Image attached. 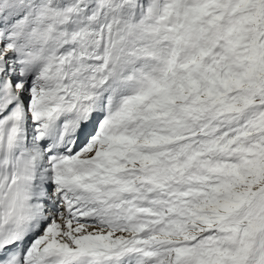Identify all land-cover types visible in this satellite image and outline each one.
<instances>
[{"label": "snow or ice", "instance_id": "obj_1", "mask_svg": "<svg viewBox=\"0 0 264 264\" xmlns=\"http://www.w3.org/2000/svg\"><path fill=\"white\" fill-rule=\"evenodd\" d=\"M0 264H264V0H0Z\"/></svg>", "mask_w": 264, "mask_h": 264}]
</instances>
